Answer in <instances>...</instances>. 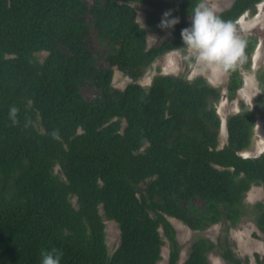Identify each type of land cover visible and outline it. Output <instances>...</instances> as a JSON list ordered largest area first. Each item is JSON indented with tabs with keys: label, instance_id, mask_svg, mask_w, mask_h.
<instances>
[{
	"label": "trees",
	"instance_id": "1",
	"mask_svg": "<svg viewBox=\"0 0 264 264\" xmlns=\"http://www.w3.org/2000/svg\"><path fill=\"white\" fill-rule=\"evenodd\" d=\"M263 1L235 0L216 15L235 25ZM200 3L207 7L204 0H0V264H40L41 251L51 248L62 251V264H158L165 238L168 264H178L170 217L196 231L217 223L229 230L248 218L264 234V202H246L253 186L264 188V152L243 155L264 119V92L227 118L221 147L219 87L161 72L149 87L139 83L158 58L182 47L181 29ZM134 4L155 9L146 26ZM165 12L179 22L148 47L149 30L167 28ZM88 13L108 44L107 66L88 46ZM243 40L247 59L228 74L232 99L256 47ZM115 68L132 79L124 89L113 86ZM259 80L264 90V70ZM88 83L98 89L91 99L82 93ZM104 217L121 232L112 254ZM214 251L228 264H250L227 236L214 242L204 235L183 264H212ZM255 258L264 264V255Z\"/></svg>",
	"mask_w": 264,
	"mask_h": 264
},
{
	"label": "rangeland",
	"instance_id": "2",
	"mask_svg": "<svg viewBox=\"0 0 264 264\" xmlns=\"http://www.w3.org/2000/svg\"><path fill=\"white\" fill-rule=\"evenodd\" d=\"M86 1L92 6L96 0ZM234 1L235 0H204L207 7L215 14L229 8ZM133 6L137 12L138 21L142 26H146L147 18L151 15V11L155 9L143 4H134ZM191 18L192 16L188 19L190 22ZM86 19L91 31L87 38L88 46L94 51L97 64L100 67L107 66L108 63L102 54L109 50L108 44L107 42H102L98 38L94 20L89 13L86 15ZM234 28L241 39H253L256 43V47L248 58V67L245 66L242 68L241 72L244 77V85L238 91L236 98L232 99L227 92L228 74L219 82L214 83L215 86L222 90L221 99L214 102L221 120L223 121L222 130L220 132L221 147L227 143L228 133L225 138L221 135L227 118L240 111L242 104H244L245 107L252 108L256 104L259 95L264 92L259 80V74L264 70V1L259 3L252 12L243 14L234 25ZM172 30V27H167L162 32L149 30L148 47L160 44L171 35ZM47 54L48 52L44 51L39 53L38 56L41 60H44ZM165 59L166 54L149 66L144 76L139 80V83L145 87H149L155 75L160 72L165 74L168 73L165 70ZM180 75L187 78L186 72H182ZM130 82H132L130 77L115 68L112 81L113 86L124 89ZM82 93L86 99H91L98 94V89L91 83H88L82 88ZM262 152H264V119H259L254 128L252 145L249 149L244 151L243 155L256 156ZM55 171L62 173V169L59 165L55 167ZM144 186V184H141L140 188L143 189ZM258 187L261 188L259 189ZM257 201L264 202V188L262 186H253L247 193L246 202L253 204ZM73 202L75 204L77 203L76 197L73 198ZM194 202L197 206L201 208L204 207L202 199H197ZM104 219L106 223L107 244L109 252L112 254L120 244L121 232L115 220H109L105 217ZM170 220L176 228L181 249L178 264H183L187 259L191 244L199 235L207 236L214 242H217L220 237L223 238L227 236L236 255L242 259L249 257L250 264H257L255 253H259L261 256L264 255V234L261 233L252 219H243L237 226L231 227L229 230L226 229L224 223H217L209 226L203 231L193 230L177 218L170 217ZM161 233L163 234V229H161ZM165 240L166 244L162 249V259L158 264L169 263L170 247L167 238H165ZM209 258L212 264H228L217 251L210 253Z\"/></svg>",
	"mask_w": 264,
	"mask_h": 264
},
{
	"label": "clouds",
	"instance_id": "3",
	"mask_svg": "<svg viewBox=\"0 0 264 264\" xmlns=\"http://www.w3.org/2000/svg\"><path fill=\"white\" fill-rule=\"evenodd\" d=\"M164 17L163 27L179 22L178 17H170V12H165ZM180 34L182 47H173L166 53L165 70L169 74L186 72L189 80L203 78L214 84L247 59L246 42L237 35L232 22L217 16L203 3L192 11L190 25L182 28ZM17 111L15 106L10 107L13 121ZM62 256L59 249H44L40 264H62Z\"/></svg>",
	"mask_w": 264,
	"mask_h": 264
},
{
	"label": "bare ground",
	"instance_id": "4",
	"mask_svg": "<svg viewBox=\"0 0 264 264\" xmlns=\"http://www.w3.org/2000/svg\"><path fill=\"white\" fill-rule=\"evenodd\" d=\"M221 135H222V137H224V138H225V136L227 135L226 123H225V125H224V127H223V132L221 133ZM258 188L260 189L261 187H258Z\"/></svg>",
	"mask_w": 264,
	"mask_h": 264
},
{
	"label": "water",
	"instance_id": "5",
	"mask_svg": "<svg viewBox=\"0 0 264 264\" xmlns=\"http://www.w3.org/2000/svg\"><path fill=\"white\" fill-rule=\"evenodd\" d=\"M222 125H223V121H222ZM222 127V126H221ZM260 155V154H259ZM256 156H258V155H256Z\"/></svg>",
	"mask_w": 264,
	"mask_h": 264
}]
</instances>
